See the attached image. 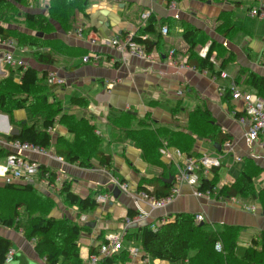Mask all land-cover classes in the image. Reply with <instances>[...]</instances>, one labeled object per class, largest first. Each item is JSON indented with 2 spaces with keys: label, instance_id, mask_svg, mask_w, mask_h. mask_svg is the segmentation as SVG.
<instances>
[{
  "label": "crops",
  "instance_id": "crops-1",
  "mask_svg": "<svg viewBox=\"0 0 264 264\" xmlns=\"http://www.w3.org/2000/svg\"><path fill=\"white\" fill-rule=\"evenodd\" d=\"M177 9H170L167 0H91L88 15L79 13L82 20H77L74 29L65 32L60 26L54 36L66 45L82 47L90 53L99 54L97 61L91 59L84 62V56L63 55L55 56L53 64L38 62L28 48L23 52L16 48V56L24 59L25 63L42 73L44 70H55L67 80L65 85H54L49 90L52 96L50 102L59 103V111L52 126L47 128L51 135V142L47 150L62 157L57 160L47 154L29 153V156L48 167L64 183L68 181L71 189L82 197L88 196L96 189L105 188L106 191L97 193L107 195L105 203H99L95 209L80 212L77 207L66 202L61 184H49L39 175L33 181H16L14 186L31 184L37 190L48 206L47 215L58 220L71 219L80 226H85L77 239L80 257L83 264H87L92 249L98 248L111 233L124 235L126 230L135 231L148 223H159L163 218L169 219L179 212L202 213L205 223L211 230H222L226 224L239 226L242 231L236 247V254L243 256L251 248L254 240H259L264 233V211L258 198L253 196L238 197L235 199L212 197H198L194 194L197 186L188 182L180 185V194L175 200L163 208H152L142 199H134L128 193L121 191L114 195L116 185L113 177L130 184L131 188L138 189L144 180H154L164 177L165 169L146 160L143 150L135 139L126 135L124 120L128 125L138 127L141 120L150 118L154 123L168 125L182 132H189L191 111L196 105L205 103L212 112L214 122L229 136L233 142V153H227L224 140L221 143L208 139H199L192 148L195 154L181 150L183 154L198 157L205 153L221 156L218 187L230 185L236 180L247 160H252L261 169L255 177L254 183L257 191L264 188V147L260 142H250L246 133L248 126L239 122L236 112H242L243 100L232 98L231 102L225 99L227 91L231 93L232 82L241 87L234 76L238 70L245 68L253 72L264 74V33L255 24V20L263 19L250 15V8L263 6L264 0H174ZM251 3H247L250 2ZM138 6L137 13L125 11L127 8ZM153 9L157 22L162 19H174L172 29L167 35L161 37L152 34L151 39L159 41L151 58L143 59L126 54L127 61H123L124 54L112 46L94 45L90 39L94 36H125L134 32L138 35L142 27L140 15L146 9ZM29 10H32L31 7ZM230 13L228 20H234L237 31L226 32L223 25L224 13ZM177 21V22H176ZM4 26L17 27L4 20ZM185 23L199 27L208 37L227 46L233 53V61L225 70L229 77L215 78L210 72L199 71L188 67H181L179 62L188 59V44L183 38ZM178 24V25H177ZM11 25V26H10ZM167 25V24H166ZM168 26V25H167ZM22 30L32 32L25 26ZM82 28V31H79ZM160 29V27H158ZM169 28V26H168ZM49 50V48H46ZM171 49H176L175 55L170 57ZM7 47L0 44V80L10 77L20 81L23 70L19 66H9L4 61ZM217 53V51H216ZM218 68V67H217ZM41 84H47L44 80ZM113 84V87L110 86ZM248 90V89H244ZM253 91V90H249ZM232 94V93H231ZM73 98H77L73 101ZM177 110V111H175ZM67 118H85L94 125V132L101 137V150L112 155V168L100 164L96 157H88L89 165H79L67 161L58 150L62 142L73 143L76 133L73 126L66 123L61 116ZM37 123L42 127L41 121L34 116L29 108L15 109L10 115L0 111V164L11 153L9 146L11 132L16 129L18 134L22 124ZM171 154H162V160L172 167L173 175L177 173V163L184 161L173 150L179 148L170 146ZM58 152V153H57ZM197 154V155H196ZM236 156L241 160H236ZM226 162V163H225ZM242 164L238 175H231L232 169ZM226 165L227 173L223 175L222 167ZM238 165V166H239ZM214 178V171L212 174ZM236 177V178H235ZM211 178V179H212ZM9 185L0 176V187ZM153 190V185H147ZM133 210L134 215L128 214ZM147 215L139 217L140 212ZM133 217L127 224V218ZM26 218V216H25ZM0 235L10 239L16 256L12 263L0 264H47L35 249L36 241L28 239L23 229L8 227L0 223ZM139 246V244H137ZM64 257H61V261ZM60 261V263H61ZM165 261V260H161ZM113 264H169L159 260L150 259L149 262L139 258L130 257L126 261H117Z\"/></svg>",
  "mask_w": 264,
  "mask_h": 264
},
{
  "label": "trees",
  "instance_id": "trees-1",
  "mask_svg": "<svg viewBox=\"0 0 264 264\" xmlns=\"http://www.w3.org/2000/svg\"><path fill=\"white\" fill-rule=\"evenodd\" d=\"M25 1L0 0V9L6 11L4 15L8 17V20L4 21L17 26L9 27L0 23V35L3 38H14L20 46L29 47L36 60L45 64H53L56 60L55 56L58 54L85 56L90 53L85 48L66 45L55 37L54 33L58 26L65 32L74 29L78 14L88 15L87 10L91 5V0H48V4H46L48 13L27 11V6L24 10L21 6L25 5ZM16 7L21 8L20 15L24 16V20H13ZM230 16V13H224L223 25L228 26L229 24L225 31H237L238 28L234 25V20H228ZM172 20L174 19H162L158 23L156 17L151 15L147 24L142 25L135 39L143 43L148 52H152L159 41L151 39V35L161 37V29L164 25L167 24L169 29L174 27ZM21 22L32 32L21 30L17 25L18 23L22 24ZM182 33L188 44L189 55L186 63L191 67L201 72H210L217 78L221 76L222 71L227 69L228 64L232 63L234 57L232 51L227 46L208 37L203 29L185 23ZM144 34L148 35L147 39L141 37ZM205 44H209V50L207 55L203 56L200 50ZM47 47L49 50L46 49ZM213 55L214 58H212ZM19 67L23 70L20 81L17 82L10 77L0 80V111L12 117L15 109L29 108L31 113L41 121L42 127H39L37 123L22 124L20 132L9 137L47 147L51 142V135L47 128L53 125L60 108L56 101L50 102L52 94L49 90L54 85L41 84L44 80L46 81L48 70L40 73L38 69L29 65ZM234 79L244 89L256 91L264 96V74L241 68L236 72ZM231 93L227 91L225 94V99L228 102H231L233 98ZM76 100L77 98H73V101ZM241 114L240 111L236 112L237 117ZM66 115L61 117L65 119L66 123L73 126L72 130L76 133V141L73 143L63 141L61 149L58 150L59 154L67 161L83 166L89 165L88 157H96L100 164L111 169L112 155L100 149L101 137L94 132V125L85 118L66 119L68 116ZM130 120L129 117L123 122L126 127V135L136 140L142 148L146 160L165 169L162 172L165 173L164 177L161 175L154 180L146 179L138 187L139 191H146L158 198L170 193L172 183L166 182L165 179L174 173L171 170L172 167L167 166L162 160L164 148L177 146L178 149L195 154L191 150L199 139L220 143L229 139V136L214 122L212 112L205 103L196 105L191 111L188 133L168 125L154 123L150 118L141 120L138 127H132L127 123ZM42 168L43 171L39 173L41 177L44 176L45 165H42ZM219 170L218 167L213 168L214 178L212 179L202 177L200 190L216 187L219 191L218 197L253 196L258 198L264 211V188L257 191L254 183L255 177L261 171L255 162L247 160L236 180L230 185L220 188L218 187ZM55 176L56 174L51 171L50 180H54ZM148 184L153 185V190L148 188ZM107 189H96L88 196L82 197L71 189L68 181L64 182L62 186L66 202L77 207L80 212L95 209L98 205L97 193ZM47 211L46 202L33 185L14 186L9 184L0 187L1 224L23 229V233L28 239L36 241L35 249L45 258L47 264H83L77 239L86 230V227L80 226L71 219L58 220L48 217ZM134 213L131 209L128 212L130 216ZM195 215L190 212H179L175 214L174 219L169 218L167 222L159 224L157 230L152 227L154 222L140 226L135 231L126 230L123 235L124 247L110 256L101 257L99 264H113L117 261L129 260L131 244H139L142 251L152 260L160 259L180 264H264V233L259 240H254L251 248L243 256H239L236 254V247L242 231L239 226L226 224L220 231L211 230L207 228V223L201 225V222H197ZM219 241L223 246L221 251L216 248ZM12 246L10 239L0 235V263L5 262L6 255ZM98 252L99 247L92 249V253ZM61 257H64L62 261Z\"/></svg>",
  "mask_w": 264,
  "mask_h": 264
},
{
  "label": "built area",
  "instance_id": "built-area-1",
  "mask_svg": "<svg viewBox=\"0 0 264 264\" xmlns=\"http://www.w3.org/2000/svg\"><path fill=\"white\" fill-rule=\"evenodd\" d=\"M168 7L170 9H177L176 3L174 0L168 1ZM250 15L258 17L264 20V7L263 6H254L250 8ZM153 14V9H146L141 13V23L142 25H146L149 18ZM162 34L167 35L169 33V28L167 25L162 27ZM82 31V29H79ZM144 39L148 38L147 34L141 36ZM136 34L134 32L128 33L125 36H108V37H100L94 36L90 39V43L96 45H106L112 46L116 48L118 51L124 54L123 61H127L126 54L134 55L143 59L151 58V52H148L143 43H140L136 39ZM0 44L4 45L8 48V50L4 53V61L12 67L15 66H26L24 59L15 55L14 51L18 47V41L14 38H3L0 35ZM21 51L25 52L28 48H19ZM209 50V44L200 50L201 55H207ZM176 49H171L169 52L170 57L175 55ZM153 52V51H152ZM99 58V54L96 52L89 53L83 57L84 62H89L91 59L97 61ZM214 58V55L213 57ZM181 67H191L186 63V61L177 63ZM196 70V69H195ZM221 77L226 78L229 77V74L224 70L221 72ZM46 83L49 85H65L67 84V80L65 77L58 74L55 70H49L46 76ZM113 87V84H110ZM230 89L233 94V98L242 99L243 100V108L242 114L238 117V120L242 124H246L248 126L247 129V139L250 142L258 141L261 146L264 147V96H261L256 91L244 90L238 87L237 84L232 82ZM9 146L12 147V152L9 153L6 157L4 163L0 164V176L5 180L8 184H13L17 180L30 182L33 181L35 177L39 176V173L43 171L42 164L29 156V153L34 154H47L50 157H53L57 160H62L63 158L58 156L56 153L47 150V147L42 145H37L28 141H23L19 138L11 139L8 141ZM225 150L227 153H233V142L227 140L225 143ZM171 148H164L162 150L163 154L170 155ZM179 157L183 158L184 161L181 163H177V173L174 176L172 187L170 193L166 196L158 198L154 195L149 194L146 191H139L138 189L131 188L130 184L126 181H122L116 177H113V183L121 189V191L128 193L134 199H142L149 203L152 208H163L172 203L175 198L180 194V185L182 183L188 182L189 184L197 186L194 194L198 197H212L213 195H218L219 191L216 187L208 188L205 190H200V185L202 182V177H206L211 179L213 174V168L221 166V156H213L210 154H203L200 157H193L189 155H184L183 152L175 148L173 150ZM236 160H241L242 158L235 155ZM44 176L42 179L49 184L57 183L61 184L62 181L59 176H55L54 180H50L51 169L48 167L44 168ZM219 198L226 199H235V197H224L219 196ZM107 201L106 194H100L98 196L99 203H105ZM147 215L144 212L139 213V217H145ZM195 219L197 222H204L205 217L202 213H197L195 215ZM133 217L127 218V224L131 223ZM167 222L166 218H163L159 223L152 224L154 230H157L158 225ZM124 247L123 243V235L117 233H111L99 245V252L92 253L87 264H99L101 257L110 256L113 253L119 251ZM216 248L218 251H221L223 246L219 241L216 244ZM130 255L133 258H139L142 261L149 262L150 257L147 256L140 246L137 244H131L129 246ZM16 256L15 248L11 247L6 255L5 261L8 263H12Z\"/></svg>",
  "mask_w": 264,
  "mask_h": 264
},
{
  "label": "rangeland",
  "instance_id": "rangeland-1",
  "mask_svg": "<svg viewBox=\"0 0 264 264\" xmlns=\"http://www.w3.org/2000/svg\"><path fill=\"white\" fill-rule=\"evenodd\" d=\"M253 1V0H252ZM252 1H250V2H247V3H251ZM46 4H48V0H26L25 1V5L24 6H21V8H23L24 10H26L25 8H26V6H27V11L29 10V8L31 7V11H33V12H40V13H46L47 12V10H46V7H47V5ZM21 8H19V7H16L15 9V14H14V18H13V20H24V16L23 15H20V11H21ZM125 11H127L128 13H129V11H132L131 13H137V11H138V6H134V7H132V8H127ZM6 11H3V10H1L0 9V20H8V17H7V15H4V13H5ZM21 13H23V12H21ZM48 13V12H47ZM260 19V18H259ZM77 20H82V18H81V16L80 15H78L77 16ZM22 24H17V25H19V26H22L23 25V22H21ZM255 24L257 25V26H259L260 27V30H262L263 31V33H264V22H262V21H260V20H255ZM26 25V24H25ZM77 25H80L79 23H77L76 22V24H75V26H77ZM24 26V25H23ZM27 26V25H26ZM20 29H21V27H19ZM79 29H82V28H79ZM22 30V29H21ZM264 37V36H263ZM205 46H206V44H205ZM205 46L203 47V48H205ZM49 151V150H48ZM226 163V162H225ZM240 163H238V165H239ZM236 165L233 169H232V176H233V174L234 175H238L239 174V171L238 170H240L241 168H239L240 166H242V164L241 165ZM221 171L223 172V175L224 174H226L227 173V167H226V165H224L223 167H222V169H221ZM234 177V176H233ZM236 178V177H235ZM175 218V215H173V216H171V219H174ZM207 227H210V225L208 224V225H206ZM160 262H167V263H169V264H180V263H177V262H174V263H172V262H170V261H167V260H165V261H161L160 259H158Z\"/></svg>",
  "mask_w": 264,
  "mask_h": 264
},
{
  "label": "water",
  "instance_id": "water-1",
  "mask_svg": "<svg viewBox=\"0 0 264 264\" xmlns=\"http://www.w3.org/2000/svg\"><path fill=\"white\" fill-rule=\"evenodd\" d=\"M18 131L16 129H14L11 134H16ZM173 179H174V175H170L168 178L165 179L166 182L168 183H172L173 182ZM121 193V189L119 187L116 186V188L114 189V195L116 197H118ZM205 223V221L201 222V225H203Z\"/></svg>",
  "mask_w": 264,
  "mask_h": 264
}]
</instances>
